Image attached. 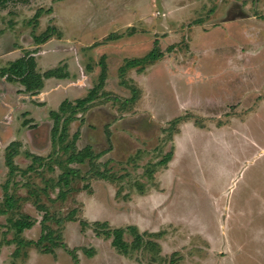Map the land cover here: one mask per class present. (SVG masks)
<instances>
[{
  "label": "rangeland",
  "instance_id": "374dc122",
  "mask_svg": "<svg viewBox=\"0 0 264 264\" xmlns=\"http://www.w3.org/2000/svg\"><path fill=\"white\" fill-rule=\"evenodd\" d=\"M27 56L68 80L27 91ZM64 146L96 155L69 180ZM0 213V264H264V0L0 3Z\"/></svg>",
  "mask_w": 264,
  "mask_h": 264
},
{
  "label": "trees",
  "instance_id": "16d2710c",
  "mask_svg": "<svg viewBox=\"0 0 264 264\" xmlns=\"http://www.w3.org/2000/svg\"><path fill=\"white\" fill-rule=\"evenodd\" d=\"M10 0H0V3L5 4ZM40 10H38L35 13V17H39ZM150 55H148L147 57L144 58H140V59H131L127 62V66L128 67H137L138 65L146 62V60L148 59H154L149 57ZM9 70L12 72V75L17 76L19 78V82L25 86V89L27 91H37L40 88H42L43 86V82L44 79L47 78H51V77H56V78H65L68 76L67 73H63L61 72L60 68H57L55 70L53 69H49L46 70L44 73H39L36 71V62L34 60V58L32 56H27V57H20L18 59H16L14 62L11 63V66L9 68ZM93 90H91L88 95L84 98H78L75 100V103L72 104L69 101L64 100L60 105H59V111H52L50 113L51 118L53 119V127L51 129V145H52V154L56 153V147L58 144H62L65 140V136L63 135H58V129H59V122H60V118H61V113H64L66 111L67 108H72L73 111L80 109V110H84L86 109L87 105L90 104L93 100ZM60 113V114H59ZM75 117V115H74ZM70 118H67V121H69ZM74 119V118H73ZM63 152L67 155L66 160L65 161H61L58 160V164L59 166L62 168L63 173L61 174V180H69V177L71 175H75L76 173H78V170L75 168H71L69 167L70 164H81L86 162L87 160H90V158H92L94 155L91 150L84 148L83 150H79V151H74L73 148H71V150L68 149V146H64L63 148ZM51 154V156H52ZM31 155L36 161H43V157L38 156V155H32L31 153L29 154ZM86 160V161H85ZM9 165V164H8ZM65 180V185H68V182ZM61 199L65 198V193H61L58 196ZM5 206L7 209H10L11 207H13L12 203V197L11 196H7L5 199ZM1 214V213H0ZM33 225V222H31L30 220H23V221H16L14 224L12 223L13 228L17 227V230L19 233H21L23 230L25 229H30L31 226ZM45 226L43 225V232L46 231L44 230ZM114 233V238L112 239V245L117 246L118 249V245L119 243L121 244L120 248L121 250H127V244L126 242L123 240V231L121 229H117L115 228L113 230ZM49 233H43L41 234L40 238L37 240L38 244H40L43 240H45L46 235H48ZM138 237V236H136ZM138 241V239H137ZM20 244H24V241L20 240ZM27 245H31V244H35L33 241H29L26 242ZM59 246L62 247L65 251H67L68 253L72 254V250H70L65 244H63L62 242L59 243ZM48 250L49 249H46ZM73 255V254H72Z\"/></svg>",
  "mask_w": 264,
  "mask_h": 264
},
{
  "label": "crops",
  "instance_id": "0c3cea01",
  "mask_svg": "<svg viewBox=\"0 0 264 264\" xmlns=\"http://www.w3.org/2000/svg\"><path fill=\"white\" fill-rule=\"evenodd\" d=\"M46 47V44L42 47V49L44 50V55L45 56H42L41 58H46V56H48L49 54H47V48H45ZM66 52H68L69 53V55H70V52L68 51V50H66ZM41 53V52H40ZM50 55H53V54H50ZM71 68H73V65L71 66ZM70 69H69V66L67 67V71H69ZM66 71V70H65ZM45 72V71H44ZM43 72V73H44ZM65 73H67V72H65ZM68 77H65V78H56V77H52V78H49V79H47V80H44V84L46 85L47 84V86L48 85H50V84H55V83H57V81H62V80H68L67 79ZM56 81V82H55ZM62 83H64V82H62ZM43 94H45V92H44V90L43 91H41V94H39V96L38 97H40V96H43ZM48 95V94H47ZM46 95V96H47ZM44 97L45 96H43V100H39L40 102L39 103H42V102H47L48 103V100H46V98L44 99ZM41 98V97H40ZM65 98V97H64ZM63 98V99H64ZM46 105V104H45ZM44 107V106H43Z\"/></svg>",
  "mask_w": 264,
  "mask_h": 264
}]
</instances>
